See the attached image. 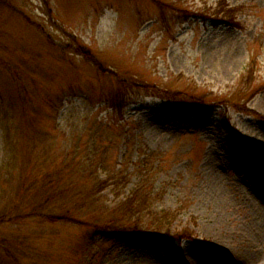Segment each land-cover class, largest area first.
Here are the masks:
<instances>
[{
  "label": "rangeland",
  "instance_id": "1",
  "mask_svg": "<svg viewBox=\"0 0 264 264\" xmlns=\"http://www.w3.org/2000/svg\"><path fill=\"white\" fill-rule=\"evenodd\" d=\"M157 1L0 0V212L74 149L103 183L82 222L0 224V264H264V0ZM142 186L146 233L96 229Z\"/></svg>",
  "mask_w": 264,
  "mask_h": 264
},
{
  "label": "trees",
  "instance_id": "2",
  "mask_svg": "<svg viewBox=\"0 0 264 264\" xmlns=\"http://www.w3.org/2000/svg\"><path fill=\"white\" fill-rule=\"evenodd\" d=\"M152 1L159 2L157 0ZM191 109L197 116H200L198 114V109L208 111L206 113L204 111V115L206 114L207 119L211 116L210 108L192 105ZM253 150L256 149H254L251 144L239 138L235 139L231 154L234 157L246 156L253 154ZM68 156L67 163L58 165L55 168H48L45 163H43L44 165L42 167L41 164H39V171L37 174L24 179V182L19 186V190L16 193V198L20 200L23 198L29 199L25 207L27 211H25V214L24 212L21 213V208L18 209L20 204L15 202L12 204L13 206L11 209L0 212V224L10 223L18 216L25 218L34 216L42 217L47 222L55 224L59 221L82 222L83 212L86 211L95 215L99 206L95 198L99 194V190L103 189V187L100 186L103 183L100 181L101 174H99L102 168V166H100L102 162L97 163L95 155L90 158L89 154H86L84 157H88V159H86L88 162L85 164L80 162V164H78L76 159H78L79 156L75 149ZM13 166L12 164V167ZM9 171L6 173L0 172L3 177L0 179V200L7 199L6 197L10 194L7 185L12 183L11 178L13 174L11 172L9 174ZM25 171L27 172L26 169ZM5 174H9L8 177L5 178ZM110 179L115 180L116 177L109 176V180ZM123 179H125V177L121 180ZM104 183L110 185L108 180ZM150 202L151 195H149L145 187L142 186L134 191L131 198L119 203L114 208L108 209L106 214L97 216L95 220L92 221V224L96 229L104 231H108L109 229H130L146 233V230L141 228L139 221L141 220V215L145 214V210L149 209ZM13 208H15V211ZM16 211L17 215L15 214ZM169 232L170 230L168 229V233ZM168 236L169 234L167 237ZM186 239H192V236L189 235L187 231H183L170 240L182 241ZM155 241L159 243V239H155Z\"/></svg>",
  "mask_w": 264,
  "mask_h": 264
},
{
  "label": "bare ground",
  "instance_id": "3",
  "mask_svg": "<svg viewBox=\"0 0 264 264\" xmlns=\"http://www.w3.org/2000/svg\"><path fill=\"white\" fill-rule=\"evenodd\" d=\"M253 198H255V196H253ZM264 210V209H263ZM264 213V211H262ZM262 229L261 231L263 232V235H264V227L263 228H260ZM254 261V258L251 256H246L245 260H244V263L248 264V263H251Z\"/></svg>",
  "mask_w": 264,
  "mask_h": 264
}]
</instances>
